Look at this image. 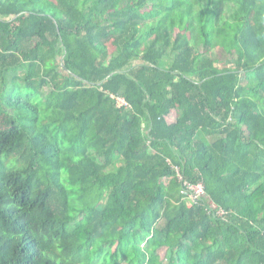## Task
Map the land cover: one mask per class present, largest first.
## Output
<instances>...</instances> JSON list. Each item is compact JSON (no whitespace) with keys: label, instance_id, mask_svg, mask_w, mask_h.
<instances>
[{"label":"trees","instance_id":"trees-1","mask_svg":"<svg viewBox=\"0 0 264 264\" xmlns=\"http://www.w3.org/2000/svg\"><path fill=\"white\" fill-rule=\"evenodd\" d=\"M0 264H264V0H0Z\"/></svg>","mask_w":264,"mask_h":264},{"label":"built area","instance_id":"built-area-1","mask_svg":"<svg viewBox=\"0 0 264 264\" xmlns=\"http://www.w3.org/2000/svg\"><path fill=\"white\" fill-rule=\"evenodd\" d=\"M119 106H127V103L123 99L118 100ZM179 179L183 181V177L179 175ZM185 189L184 193L190 198L191 203H198L201 199L206 196V188L205 185H191L188 183H184ZM190 203V205H191ZM215 208V206H213ZM217 215L219 217H224V211L217 209Z\"/></svg>","mask_w":264,"mask_h":264},{"label":"rangeland","instance_id":"rangeland-1","mask_svg":"<svg viewBox=\"0 0 264 264\" xmlns=\"http://www.w3.org/2000/svg\"><path fill=\"white\" fill-rule=\"evenodd\" d=\"M232 57L234 56L232 55ZM175 119H176V112H173L171 116L169 117L168 121L171 123V122H174Z\"/></svg>","mask_w":264,"mask_h":264},{"label":"crops","instance_id":"crops-1","mask_svg":"<svg viewBox=\"0 0 264 264\" xmlns=\"http://www.w3.org/2000/svg\"><path fill=\"white\" fill-rule=\"evenodd\" d=\"M175 121H176V119H175ZM175 121H174V122H175Z\"/></svg>","mask_w":264,"mask_h":264}]
</instances>
